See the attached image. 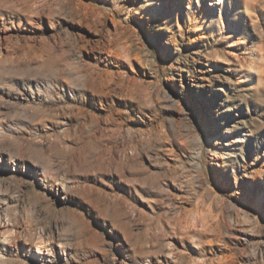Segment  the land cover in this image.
Returning <instances> with one entry per match:
<instances>
[{
	"label": "rangeland",
	"instance_id": "obj_1",
	"mask_svg": "<svg viewBox=\"0 0 264 264\" xmlns=\"http://www.w3.org/2000/svg\"><path fill=\"white\" fill-rule=\"evenodd\" d=\"M128 1L0 0V218L61 247L38 264H264V0L227 2L228 37L211 0ZM222 132L247 139L211 159Z\"/></svg>",
	"mask_w": 264,
	"mask_h": 264
},
{
	"label": "bare ground",
	"instance_id": "obj_2",
	"mask_svg": "<svg viewBox=\"0 0 264 264\" xmlns=\"http://www.w3.org/2000/svg\"><path fill=\"white\" fill-rule=\"evenodd\" d=\"M93 1V0H90ZM104 3L111 1L114 4H118L119 2H123L126 4L128 10H132L136 8V1L130 3L128 0H100ZM143 5L141 6L143 11L150 14L156 15L160 19L161 22L172 14L176 13L181 9L184 4L187 10H189L192 5V0H142ZM229 0H211L210 5H203V11L205 12V16L209 17L210 23L206 24L213 30H219V33H224L225 37H228L231 31H234L235 28H238L240 23L239 21H235L234 24H226L221 19L222 10L225 8L227 2ZM197 4L200 3V0H195ZM209 3V2H208ZM217 5H220L218 18L214 17L212 11L217 8ZM127 10V11H128ZM158 14V15H157ZM226 17V18H225ZM224 20H228L229 16H225ZM192 19L195 20L194 17ZM233 45V44H232ZM232 58L234 61H237L239 58V54L237 52H233ZM217 61V59L215 60ZM246 66L243 68V77L245 80L253 81L257 80V76L255 75L256 68L258 67V61L256 57L251 56L248 60H245ZM256 83V82H255ZM247 139L243 133L239 135H234L231 132H222L221 134H209L207 142H208V152L210 154L211 159L220 158L223 154L227 156L234 155L235 149H240V144L243 143ZM215 140V145H218V149H214V146L210 143ZM237 146V148H236ZM220 148V149H219ZM221 150V155L218 153ZM254 155L250 156V159H254ZM247 180L245 181L244 191L248 195L253 196L254 205L264 211V177L259 172H254L252 175H247ZM198 217L201 222L206 226L208 224V216H204L201 211L197 212ZM1 217V216H0ZM196 217V216H195ZM208 226V225H207ZM40 236V235H39ZM36 240L27 239L20 240L18 232H16L10 225L7 219L0 218V262L3 263L6 254H18L20 256L25 255L26 258L30 259L31 264L35 263H43L51 258L54 253H62L61 247L54 243L52 238H43L40 236Z\"/></svg>",
	"mask_w": 264,
	"mask_h": 264
}]
</instances>
